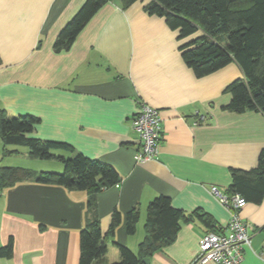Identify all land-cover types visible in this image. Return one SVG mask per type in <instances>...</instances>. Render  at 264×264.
Returning <instances> with one entry per match:
<instances>
[{
  "label": "crops",
  "instance_id": "0c3cea01",
  "mask_svg": "<svg viewBox=\"0 0 264 264\" xmlns=\"http://www.w3.org/2000/svg\"><path fill=\"white\" fill-rule=\"evenodd\" d=\"M84 1L0 0V109L38 117L32 136L67 142L120 174L117 184L95 196L107 251L91 264L118 261L117 244L137 251L147 206L158 195L168 196L186 216L195 210L210 214L214 230H222L230 213L212 195L211 185L225 191L230 170L256 166L264 148V114L224 108L230 100L224 88L242 77L240 68L230 62L196 76L178 49L193 35L178 40L163 17L144 10L149 0L127 7L120 0L106 2L68 49L54 51L58 32ZM142 102L159 110L162 137L157 155L138 162L131 120ZM3 148L0 138V165L34 174L46 170L32 164L47 163L55 172L63 168L59 160L30 156L26 146L7 148L5 154ZM18 154L29 165L10 162ZM87 197L85 190L34 181L0 190V247L13 240L11 256H0V264H79ZM132 208L139 220L128 234L126 214ZM115 209L122 221L109 236ZM239 214L251 242L237 264H264V197L246 202ZM208 230L198 218L181 221L173 241L147 264H191Z\"/></svg>",
  "mask_w": 264,
  "mask_h": 264
},
{
  "label": "trees",
  "instance_id": "16d2710c",
  "mask_svg": "<svg viewBox=\"0 0 264 264\" xmlns=\"http://www.w3.org/2000/svg\"><path fill=\"white\" fill-rule=\"evenodd\" d=\"M110 0H85L74 15L58 32L53 43L54 51L68 49L78 33ZM127 7L137 0H120ZM144 10L150 15L163 17L168 27L177 30V38L193 37L181 43L178 49L185 64L196 76L210 74L230 62L238 65L242 77L229 82L224 92L230 94L224 108L235 112L246 110L264 114V0H149ZM39 118L30 114L8 115L0 109V138L3 153L8 144L24 145L32 157L62 162L61 172L40 171L36 174L23 167L0 165V190L19 182L34 181L55 184L68 190L88 192L86 217L80 229L79 264H91L104 257L107 245L102 235L100 219L95 209L96 194L120 181V174L109 163L90 158L75 151L67 142L44 140L31 133ZM231 181L225 193L242 196L246 202L259 203L264 197V148L258 154L256 166L250 169L233 168ZM198 218L212 230V216L195 210L186 216L171 204L168 196L158 195L147 206L144 223L145 236L137 251L117 244L120 258L110 264H145L143 259L170 244L175 238L181 221ZM139 220L135 208L126 214V230L133 234ZM122 215L114 210L110 217L108 235L112 236L121 223ZM264 231V225H263ZM205 232V233H206ZM11 237L0 247V256L12 254Z\"/></svg>",
  "mask_w": 264,
  "mask_h": 264
},
{
  "label": "built area",
  "instance_id": "2783aa9c",
  "mask_svg": "<svg viewBox=\"0 0 264 264\" xmlns=\"http://www.w3.org/2000/svg\"><path fill=\"white\" fill-rule=\"evenodd\" d=\"M131 127L139 143L134 159L138 162L153 159L158 153L162 137L159 110L142 102L132 117ZM210 192L229 211L230 217L221 231H209L201 236L198 251L191 264H204L209 261L217 264H237L243 258L244 247L251 242L248 225L239 214L246 201L239 194L228 195L215 185H211Z\"/></svg>",
  "mask_w": 264,
  "mask_h": 264
},
{
  "label": "rangeland",
  "instance_id": "374dc122",
  "mask_svg": "<svg viewBox=\"0 0 264 264\" xmlns=\"http://www.w3.org/2000/svg\"><path fill=\"white\" fill-rule=\"evenodd\" d=\"M177 31V30H176ZM186 38V37H185ZM184 39V38H183ZM178 40H181V39H178ZM20 145H16V144H8V145H6V148H8V149H12V148H17V147H19ZM21 147H25L24 145H21ZM22 155H17L16 157H15V160H10V162H15L16 164H18V165H24V164H28L29 165V163L28 162H25V159L24 158H27V157H21ZM38 161H40L39 159H38ZM41 162H52V161H50V160H42L41 159ZM5 163V162H4ZM7 163L8 162H6L5 163V165H7ZM45 164H47V163H40V164H32L33 165V168H35V169H43V170H46V171H50L49 169H51L50 168V166H48V167H46L45 166ZM48 164H50V163H48ZM38 167H41V168H38ZM63 169V168H62ZM54 171V170H53ZM56 171V170H55ZM62 171V170H61Z\"/></svg>",
  "mask_w": 264,
  "mask_h": 264
},
{
  "label": "water",
  "instance_id": "95a60500",
  "mask_svg": "<svg viewBox=\"0 0 264 264\" xmlns=\"http://www.w3.org/2000/svg\"><path fill=\"white\" fill-rule=\"evenodd\" d=\"M143 261H144L145 264H147L149 262V258L146 257V258L143 259Z\"/></svg>",
  "mask_w": 264,
  "mask_h": 264
}]
</instances>
